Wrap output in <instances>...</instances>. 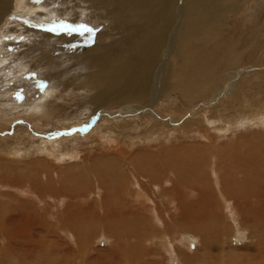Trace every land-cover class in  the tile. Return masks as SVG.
<instances>
[{"label": "rangeland", "instance_id": "obj_1", "mask_svg": "<svg viewBox=\"0 0 264 264\" xmlns=\"http://www.w3.org/2000/svg\"><path fill=\"white\" fill-rule=\"evenodd\" d=\"M37 1L39 3L35 5ZM17 2V9L22 12L18 10L17 13H10L0 25V151L3 149L2 145L12 149L38 143L55 147L59 145V149H53L50 157L43 161L46 178L40 179L45 186L42 189L44 193L51 196L52 201L55 196L58 198L57 203H49L44 211L38 210L35 205L33 208L38 210L35 217L29 215L35 212L32 208L27 209L29 204L21 208L14 206L16 202H13L11 207L0 210L3 213L0 216V264H39L40 261L42 264H264V205L260 207L254 203L256 193L264 190V181L259 182L256 187V181L260 179L253 176V183L251 181L244 186V172L248 174L255 170L258 167L254 166L256 161L264 166V0L246 1V6L240 7L238 12L230 13L224 21L223 25L227 29L221 35V42L226 43L225 49L230 48L231 54L235 52L238 57L234 72L236 75L238 71L240 73L234 81V87L230 86L232 82L229 78L233 73H229L223 76L225 81L222 86L217 87L216 93L207 92L204 97L191 100L190 103H186L178 94H172L167 99L162 98L154 108L144 113L140 112V109H147L143 103L113 108L90 106L84 88L81 89L75 83L72 87L69 86L75 77H83L84 73H88L85 62L87 54L84 52L86 48L96 44L109 45L126 35L114 30L112 23L106 19L107 11L93 18L90 15L95 11L89 0ZM33 8H39L40 11ZM76 8L85 12L82 19L78 17L77 21L74 19L77 18L74 14L78 10ZM27 10L34 12H26ZM35 15L41 19H37ZM72 20L75 22L72 23ZM42 35L49 36L50 40L44 42ZM103 35H106L107 41ZM61 36H64L63 40ZM57 49L62 52H59L60 60H56L59 57ZM229 52L225 57L230 56ZM240 53L242 54L239 55ZM217 93L218 97L213 99V95ZM125 110L133 114L124 116ZM241 119L249 124L240 125ZM148 132L154 134L153 139L149 136L145 139ZM126 143L136 144L131 150H127ZM99 144L106 150L99 151ZM86 147H91L93 152L90 154ZM124 149V155H128L125 160L114 154ZM256 149L260 152L257 153ZM208 152L210 157L207 156ZM100 155L102 158L98 157ZM109 155L112 158H108ZM5 157V154L1 156L6 160L8 157ZM212 158H215V165H219V170L216 166L219 177L216 189L209 187L214 183L212 170H207L208 164L213 162ZM8 159L13 182L20 181L23 186L32 180L39 181V173L31 158ZM109 160L107 167L101 164L102 161ZM230 165L246 167L236 175L233 184L228 179L229 198L234 201H231V206L237 213L234 218L225 211L218 197L223 194L219 188L220 178L226 177V172L230 175L233 173L228 169ZM176 166L182 167L180 173L185 175L184 186L191 189L188 185L193 183L191 178L194 177L198 180L196 185L198 184L200 191L194 189L195 193L189 192L181 197L178 195V203L168 206L167 211L160 203L174 188L171 185L160 187L158 183L167 172L172 171L173 174ZM85 168L89 170L85 171ZM263 169L257 170L258 177L264 175ZM131 171V174L136 173V176L141 177L147 188L144 189L145 194L153 196L156 213L165 211L161 214L162 218L156 216L160 218L159 221H154V212L149 202L146 213L141 211L137 221L129 218L131 212L127 211L128 203L139 201L143 205L141 200L144 201L131 194L132 190L130 198L126 199L128 192L123 190V181L124 177L130 176ZM202 176L203 179L200 178ZM206 181L209 183H205ZM13 182L10 181V185ZM96 187H99L100 192L95 191L98 190ZM15 190L16 187L12 186L13 192L10 193L19 196L20 202L30 199L25 194L24 197L16 194ZM1 200H9L6 191L0 190ZM60 201H64L63 206L59 205ZM103 204L107 205L108 212H102ZM15 209L17 212H12L15 219H10L9 212ZM59 210L62 211L61 214L57 213ZM178 212V220H175L173 215ZM54 214L59 217V221L50 218ZM186 214L189 217L199 216L195 218V225L189 229L190 235L198 239L190 245L188 253L182 249L183 244L174 239L176 236H172L175 235L174 228L178 230V227L184 225L180 217ZM26 215L35 220L30 225V230H27V218L24 219ZM253 221L258 224H255V228H252ZM128 222L131 223L127 224ZM137 222L139 225H136ZM239 223L245 227L242 236L235 233ZM6 225L11 228L10 233L15 237L2 243L1 231ZM121 226L131 228L132 231L137 228V231H143L144 234L142 232V235L135 240L131 239L128 244L124 239L125 228ZM38 227L41 229L37 234L35 229ZM70 230L75 233L76 239L70 237ZM107 232H110L109 235ZM163 232L168 233L172 240H166V246L160 240ZM101 235H108L110 238L107 241ZM116 236H122L123 239L117 242ZM175 250L179 251L177 257L176 253L173 255ZM86 251L88 253L85 256Z\"/></svg>", "mask_w": 264, "mask_h": 264}, {"label": "bare ground", "instance_id": "obj_2", "mask_svg": "<svg viewBox=\"0 0 264 264\" xmlns=\"http://www.w3.org/2000/svg\"><path fill=\"white\" fill-rule=\"evenodd\" d=\"M17 1L18 0H0V25L5 20V17L7 15H10V13H17L18 12L19 9H17V7H18L19 3ZM89 1H90V4L92 5V10L95 11V12H91L90 16H92L93 18H96L97 16H99L101 14V12L107 11L108 13L106 14V19H107V21L112 23V25L115 28L114 30L116 32L119 31V33H121V31H122L123 33L126 34L122 39H120V41L115 40V42H112L109 45L96 44L95 46L86 48L84 50V52L87 54V58H86L85 62H87L86 68H87L88 73H84L83 77H77V78L73 77L74 80H73V82L72 81L70 82L69 86L72 87V85H74L73 83H75V84H79L78 86H80L81 89L84 88V92H86V96H88L87 102L90 104V106L97 107V108H102V107L113 108V107H122L124 105L143 103L146 105L147 109H140L141 111L140 110H138V111L144 113V112H149V109L151 110V108H154L156 106V104L158 102H160V100L162 98L167 99L168 97H171L172 94L173 95L178 94L182 100H184L186 103H190L189 101H191V100L193 101L196 98L204 97L205 96L204 94H206L207 92H210V91L215 92L217 90V87L222 86L223 81H225L223 79V76L227 75L229 73H233V75L232 74L229 75V78H231V82H232L230 86L231 87L235 86L236 83L234 84V81L237 79V77L239 76L238 74L240 73L238 71L237 75H236V73L234 72L235 68L237 66V62H238V57L236 56L237 53L234 52L231 54L230 48L225 49L226 43L221 42V35L224 32V30L227 29L226 28L227 26L224 27V25H223L225 19L228 18L230 13L238 12L240 7L246 6V4H247L246 1H248V0H89ZM83 2H85V1H83ZM38 3L39 2L37 1L35 3V5ZM25 4H26V2H25ZM78 7H80V6H78ZM110 8H112V9H110ZM76 9H78V10H76V12L74 14L77 16V18H74V19H76V21H77V19L79 17V19L81 20L82 15L85 14V12H81L79 10L80 8H76ZM34 10L40 11L39 8H35ZM34 10H27L26 12H34ZM19 11L22 12L21 10H19ZM45 14H46V12L44 13V15ZM42 16H43V12H41V17ZM61 17H63V16H61ZM36 18H37V16H36ZM37 19H41V18H37ZM73 22H75V20H72V23ZM108 34L111 35L110 32ZM61 37L63 40L64 36H61ZM66 37L69 38L70 36L66 35ZM57 38L60 39V37H57ZM104 39H105V41H107L106 35L104 36ZM42 40L44 42L49 41L50 37L47 35H42ZM59 52H61V50L59 51L57 49V54L59 57L56 60L61 59ZM228 52H229L230 56L225 57V56H227ZM241 54L242 53H240L239 55H241ZM61 55H63V54H61ZM69 55H71V54H69ZM80 55H81V53L79 54V56ZM171 74H172V77L170 76ZM77 80H79V81H77ZM225 85H227V84H225ZM217 97H218V93L213 95L212 98L215 99ZM36 110H38V108ZM125 111H126V113L124 116H126L128 113L133 114L130 111L128 112V110H125ZM134 114H136V113H134ZM256 116H257V114H256ZM241 121H242V119H241ZM248 121H250V120H248ZM244 123L245 122L242 121L240 125H242ZM245 124L248 125L249 122H248V124L247 123H245ZM245 124H244V126H246ZM262 126H264V125H262ZM153 135L154 134H150V132H148L145 135V139L147 136H149L150 139H153ZM207 141H210V140H207ZM128 143H126L127 144L126 145L127 150H131L133 148V146H135V144H136V143H131L130 145H128ZM99 145L101 147V148L98 147L99 151L102 152V150H104V151L106 150V149H104V147L102 148L101 144H99ZM51 146H49V145L47 146V145H43L42 143H38V144H29V145H27V147L21 148V149L20 148L18 149V147L17 148L15 147L14 149H12V148H7L6 146L3 147V145H2L3 149H2V151H0V175H2L3 177L0 176V190L6 191V196L9 198V200L4 201V202L2 200L0 201L1 202L0 203V210L4 209V207H11V203H13V202H16L14 206H19L21 208L27 207V206H25V204H29L30 206L27 207V209L32 208L35 210V212L34 211L31 212L29 215L31 217H35V214L37 213L38 210L42 209L44 211V209L47 207V205L49 203L50 204L57 203L56 202V200L58 198L57 196H55V200L52 201L51 196L46 195L45 194L46 192L44 193V191L42 189L45 188V186L43 183H41V180H40L42 177L46 178V176L43 173L44 172L43 166L45 165L43 163V161H46L48 159V157H50V154H51L50 152H52L53 149L54 150L56 149V151L59 149V145H57L56 147L52 146V148L49 149ZM87 147H88V144H87ZM150 147H152V146H150ZM188 147L190 148V146H188ZM195 147L199 148V146H195ZM126 149L120 150V152L117 151L114 154H116L118 157L125 160V156L127 155V154L124 155L126 153L125 152ZM204 149H202V150H204ZM227 150H228V148H227ZM73 151H75V148H73ZM87 151L90 154L93 152V151H91V147L87 148ZM183 151H184V149H183ZM195 151H196V149H195ZM255 151L257 153L260 152V150H258V149H256ZM101 152H100V154H101ZM111 152L113 153V151H111ZM180 152H182V151H179V153ZM198 152H199V150H198ZM225 152H227V151H225ZM95 153H97V152H95ZM4 154H5V156L7 155L8 158L13 157L17 160H20L21 157L27 158V159L31 158V160L33 161L32 164L34 163L33 164L34 168H37V171L39 173L38 174L39 181L35 178L37 181H34V180H32L31 182L26 181L27 182L26 185H23V186L20 185V183H21L20 181L13 182L12 177L10 175L12 173L11 172L9 173V166H10V165H8L9 159L7 157H5V158H7L6 160L1 158V156ZM227 154H228V152H227ZM208 155H209V157L211 156V154L209 152L207 153V156ZM231 155H233V154H231ZM174 156H176V154ZM96 157L97 156H95V159H96ZM98 157L102 158V155H100ZM127 157H128V155H127ZM170 157H172V155H170ZM232 157H230V158H232ZM108 158H112V156L109 155ZM174 159H176V158H174ZM133 160H135V159H133ZM212 160H213V162L211 161L212 163L210 162L208 164L207 170L208 171L212 170L214 183H213V185H209V187L212 186L214 189H216L217 188L216 181L219 178L218 177V170H219L218 166L219 165L218 166L215 165V162H216L215 158H212ZM2 161L7 163V164L3 163ZM165 161L166 160H164V162ZM228 161L230 162L231 159ZM103 162L104 161H102L101 164H103V166L105 165L107 167L110 163V160L107 162H104V163ZM141 162H143V161H141ZM152 162H153V160H152ZM161 162H162V159H161ZM167 162H169V161H167ZM167 162L165 164H167ZM158 163H160V162H158ZM129 164H130V162H129ZM216 166H217L218 170L216 169ZM254 166L255 167L258 166V167L255 170L250 171L248 174L243 171L244 174L246 175L245 179H244V180H246V182H245V184L243 183L244 186H246V184L249 185V183H251V181L253 183V181H254L253 176H255L256 179H260L259 181H256V187H257V184L259 182L264 181V175L258 177L257 173H256L257 170H259V169L261 170L262 168H264V166H260V164L257 163V161H256V165L254 164ZM99 168H102V166H100ZM245 168H246L245 166L241 167L240 165H238V166L230 165V168H228V169H231L233 171V173H231L232 175H230L229 172H226L225 173L226 177L220 178V182H221L220 186L222 188L221 187H219V188L222 190L223 194L218 195V197L222 201V204H223V207L225 208V211H227V213L233 218L236 216L237 213L235 212L233 205L231 206V204H232L231 201L232 202H234V201L231 200V198H229L230 197V195L228 193L229 189L227 188V185H229L228 179H230L231 183L233 184V182L236 180L235 179L237 177L236 175L240 174L242 172V170ZM88 170H86V168H85V171H88ZM106 171H107V169H106ZM181 171H182V167L176 166V171H173V174H172V171L167 172L168 174L164 175L163 178H161V180L159 181L160 183H158L160 185V187L162 185H166V186L171 185L174 188L173 191L170 194H168L169 196L164 197L162 203H160L161 206L165 207L166 210H167V208L169 209L168 206H172V205L174 206L175 203H178L177 200L182 195H185L186 193H189V192L195 193L193 191L194 189L199 190V187H197L198 184L196 185V181H198V180H196V178H194V177L191 178V182H193V183L188 185V187H192L191 189H188L187 186L186 187L184 186L185 179H183V178L185 175L181 174L180 173ZM12 172H13V170H12ZM188 172L190 173L191 171H188ZM131 173H132V171L130 172V176L124 177V181H123V185H124L123 190H126L128 192L126 195V197H127L126 199L130 198L131 194L133 193V194H135V196L138 199L141 197V199H143L144 201L141 200V203H143V205H141L139 203V201L138 202L130 201V203L132 205L130 203H128L129 204L128 209H130V208L132 209V210L127 209V211L131 212V214H129L130 215L129 218H132V219L134 218L137 221L139 219V217L141 216V214H140L141 211L143 213H146V208H147V205L149 202V205L151 206L152 212H154L152 214L154 221H159L160 218H162L161 214L165 211L162 209L163 211H161V213H156V211L154 210L155 209V203L152 200L153 196L145 194V190L147 188L144 185V182H142L141 177L139 175L136 176V173H135V175H134V173L133 174H131ZM227 173H228V175H227ZM189 175H191V177H192V174H189ZM207 177H209V176H207ZM170 178L173 180H171ZM200 178L203 179V176ZM18 179H19V177H18ZM211 180H212V178H211ZM244 180L242 179V181H244ZM10 181L13 182V185H10L11 184ZM79 181H80V179H79ZM79 181H77V182H79ZM201 182L202 181H200V186H202ZM205 183H207V181ZM205 183H204V185H206ZM12 186L16 187V190H15L16 194H18V195L21 194L23 197L25 194L30 199L22 200V202H20L21 198L19 196L12 195L10 193V192H13ZM259 186H261V185H259ZM96 188L98 190H95V191L100 192L99 187H96ZM130 188H132V189H130ZM230 188H232V187L230 186ZM130 190H132L131 194H130ZM56 191L57 190L55 189V192ZM263 191L259 190V192L256 193V195H255L256 197L254 198V203L260 207L264 205V192ZM203 192H204V190H203ZM158 193H160V191ZM168 193H169V191H168ZM151 194H152V192H151ZM55 195H56V193H55ZM178 195H179V197H178ZM175 198H177V199H175ZM234 199H235V196H234ZM76 202H78V201H76ZM84 202H86V201H84ZM63 204H64V201H60L59 205L63 206ZM81 204L82 203H80V205ZM35 205H36L38 210L33 208V207H35ZM185 206H186V204H185ZM19 207H16V208H19ZM101 208H102V212H104L103 210H105L106 212L109 211L106 204H103L101 206ZM190 208H193V207L190 206ZM11 209H13V207ZM54 209H56V208H54ZM12 212H17V211H16V209L11 210L9 212V216H10L9 218L15 219L13 217V215H15V214ZM61 212L62 211H60V210L57 211V213H60V214H61ZM174 213H175V211H174ZM179 214L180 213L178 212V213H176V215H173L175 220L179 216ZM2 215H3V213H0V216H2ZM6 215L8 216V213ZM104 215H106V214H104ZM156 216H159L160 218L159 217L157 218ZM184 216L180 217V219H183L181 221L184 225L181 226V228L178 227V230L174 228L175 235L172 234V236H176V238L174 237V239L175 240L177 239L178 241H180L183 244L182 249L189 251L190 245H192L194 240L197 241V239H198V238L195 239L194 235L193 236L190 235L189 229L192 225H195V222H196L195 218H199V216L195 215V216L189 217L187 214L185 217ZM4 217H6V216L4 215ZM26 218H27V223H28L27 230H30L31 229L30 225L32 223H35V220H34V218L27 217V215L24 219H26ZM50 218L53 220L59 221V217L55 216V214ZM129 218H128V220H129ZM177 220H178V218H177ZM117 222H118V220H117ZM253 222H254V224H253L254 227H252V228H255V226H256L255 224H257L256 223L257 221H253ZM130 223L128 222L127 224H130ZM164 223H165V221H164ZM38 224H40V223H38ZM110 224H111V222H110ZM165 224H167V223H165ZM136 225H139V223ZM122 226H123V224H122ZM167 226H169V223ZM122 228H125V231H123V233H124V236L126 238H124V239H125L126 243H128V244H129V241H131V239L135 240L136 238H138V236L144 234L143 231H142L143 233L141 231H137V228L133 229V231L131 228H130L131 230L127 229L126 226H124ZM40 229H41L40 227L35 229V230H37L36 231L37 234L40 233ZM110 229H112V228H110ZM207 229H210V228L208 227ZM243 229H245V227L243 228L240 223L237 224L236 230H238V231L235 230V233L237 234V236L238 235L242 236L244 234V232H242ZM10 230H11V228H9L7 225H6V228H2V231H1V233L3 234V238H1L2 243H4L6 240L11 241V238L15 237L13 234L10 233ZM71 230L69 233L68 232L67 233L70 234L71 238L74 237V239H76L77 237H75V233L72 232ZM151 230H152V228H151ZM154 231H155V229H154ZM158 231H160V230L158 229ZM155 232H157V231H155ZM109 233H108V235H109ZM215 233H217V232H215ZM4 234H5V236H4ZM108 235L107 236L101 235V237H104V239H107V241H108V238H110ZM151 235H152V232H151ZM68 237H69V235H68ZM119 237L116 238L117 242L123 239V238L121 239L122 236L120 238ZM66 238H67V236H66ZM71 238H70V240L73 241V239H71ZM141 238H143V237H141ZM148 239H150V238H148ZM155 239H157V238H155ZM168 239L171 240V236L168 233L167 234L164 233L163 235L160 236V240L163 243L162 244L163 246H166V240H168ZM16 240H17V238H16ZM67 240H68V238H67ZM144 242H146V239H144ZM152 242H154V241H152ZM126 246H128V245L126 244ZM203 247L208 248L207 246H203ZM134 248H132V249L134 250ZM75 249H76V247H75ZM167 249H169V247ZM188 251H187V253H188ZM87 253L88 252L86 251L85 256ZM174 253H176V257L179 255V251H177V250H175V252H173V255H174ZM38 263L42 264V261H40Z\"/></svg>", "mask_w": 264, "mask_h": 264}]
</instances>
